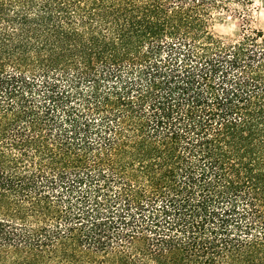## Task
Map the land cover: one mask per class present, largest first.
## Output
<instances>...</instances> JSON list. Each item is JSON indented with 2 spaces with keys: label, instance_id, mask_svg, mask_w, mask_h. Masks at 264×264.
Instances as JSON below:
<instances>
[{
  "label": "trees",
  "instance_id": "16d2710c",
  "mask_svg": "<svg viewBox=\"0 0 264 264\" xmlns=\"http://www.w3.org/2000/svg\"><path fill=\"white\" fill-rule=\"evenodd\" d=\"M243 2L0 0V264H264Z\"/></svg>",
  "mask_w": 264,
  "mask_h": 264
},
{
  "label": "rangeland",
  "instance_id": "374dc122",
  "mask_svg": "<svg viewBox=\"0 0 264 264\" xmlns=\"http://www.w3.org/2000/svg\"><path fill=\"white\" fill-rule=\"evenodd\" d=\"M245 1L239 5L230 4L229 11L212 13L210 28L215 36L232 42L249 30H264V0ZM237 12L245 14L247 20L244 21Z\"/></svg>",
  "mask_w": 264,
  "mask_h": 264
}]
</instances>
